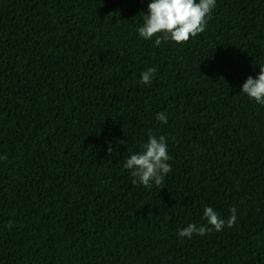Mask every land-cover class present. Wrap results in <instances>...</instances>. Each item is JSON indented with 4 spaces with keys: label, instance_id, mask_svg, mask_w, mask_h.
<instances>
[{
    "label": "trees",
    "instance_id": "16d2710c",
    "mask_svg": "<svg viewBox=\"0 0 264 264\" xmlns=\"http://www.w3.org/2000/svg\"><path fill=\"white\" fill-rule=\"evenodd\" d=\"M149 2L0 0V264H264V106L241 93L264 0H216L203 33L159 46L138 34ZM149 134L162 189L124 168ZM205 207L235 225L180 237Z\"/></svg>",
    "mask_w": 264,
    "mask_h": 264
},
{
    "label": "clouds",
    "instance_id": "9594fccd",
    "mask_svg": "<svg viewBox=\"0 0 264 264\" xmlns=\"http://www.w3.org/2000/svg\"><path fill=\"white\" fill-rule=\"evenodd\" d=\"M215 7L216 0H151L148 3V14L144 16L138 34L145 40L156 37V46L169 40L177 44L187 43L205 31ZM156 71L154 67L143 71L140 83L150 84ZM241 93L264 106V67H260L259 75L255 79L251 76L247 78L242 85ZM156 119L164 124L168 121L167 115L163 112L157 113ZM6 159L7 156H0V160ZM171 159L168 154L167 138L163 135L157 137L155 134H149L143 150L138 154H132L124 163V168L131 172L133 184L139 183L146 188L155 185L162 189L165 177L172 171L169 163ZM230 213V216L224 219L212 207H205L203 216L207 223L188 224L178 232V235L191 239L194 234L204 236L212 229L220 232L225 227L232 228L237 220L236 208H231Z\"/></svg>",
    "mask_w": 264,
    "mask_h": 264
}]
</instances>
